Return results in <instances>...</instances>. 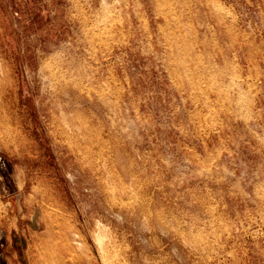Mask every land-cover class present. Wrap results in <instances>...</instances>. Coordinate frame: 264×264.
I'll return each instance as SVG.
<instances>
[{
    "label": "rangeland",
    "instance_id": "rangeland-1",
    "mask_svg": "<svg viewBox=\"0 0 264 264\" xmlns=\"http://www.w3.org/2000/svg\"><path fill=\"white\" fill-rule=\"evenodd\" d=\"M0 264H264V0H0Z\"/></svg>",
    "mask_w": 264,
    "mask_h": 264
},
{
    "label": "bare ground",
    "instance_id": "bare-ground-1",
    "mask_svg": "<svg viewBox=\"0 0 264 264\" xmlns=\"http://www.w3.org/2000/svg\"><path fill=\"white\" fill-rule=\"evenodd\" d=\"M122 179V178H121Z\"/></svg>",
    "mask_w": 264,
    "mask_h": 264
}]
</instances>
